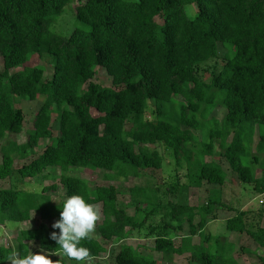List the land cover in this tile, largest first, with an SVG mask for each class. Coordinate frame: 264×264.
I'll return each mask as SVG.
<instances>
[{"label": "trees", "instance_id": "obj_1", "mask_svg": "<svg viewBox=\"0 0 264 264\" xmlns=\"http://www.w3.org/2000/svg\"><path fill=\"white\" fill-rule=\"evenodd\" d=\"M74 1V16L86 29L76 27L69 35L51 31L64 7ZM219 45L226 50L225 62L205 82L197 69L217 58ZM45 54L51 56L53 68L47 81L43 67L26 65L33 56ZM0 58V138L23 130L24 115L16 110L14 96L45 97L25 142L3 145L0 179H12L15 173L19 180L35 178L55 168L62 172L59 182L65 189V197L52 205L49 192L57 189L55 184L39 192L0 188V223L39 215L34 230L20 232L15 252L0 245V264L31 256L27 240L37 241V254L44 249L54 264L75 263L50 239L52 231L59 232L50 222L60 218V208L72 195L102 208L98 237L81 241L90 250L88 261L105 253L106 243L144 228L143 236L153 237L155 251L189 253L196 264H240L230 242L203 246L212 239L202 231L208 216L223 207L216 197L198 206L158 196L153 203L149 187L134 185L129 193L135 214L130 215L119 205L114 185L90 187L86 180L63 172L78 167L104 171L112 180L136 178L139 169L162 167L154 147L160 142L172 151L177 169L186 170L188 184L178 187L179 193L203 182L222 186L227 172L205 160L218 140L238 181L264 194V156L252 158L260 175L250 162L253 143L264 153V0H0ZM97 67L106 70L110 86L93 80ZM218 104L226 109L223 123L212 114ZM55 112L58 135L36 157L14 168L16 155L26 157L40 140L50 138ZM195 130L203 136L198 149ZM152 203L149 211L142 207ZM229 209L235 213L226 220V229L245 232L264 248V228H246L247 211ZM156 215L158 223L148 222ZM185 225L188 233L182 234ZM197 234L202 241L192 245L190 239ZM115 261L158 264L130 245L120 246ZM259 262L264 264V255Z\"/></svg>", "mask_w": 264, "mask_h": 264}, {"label": "rangeland", "instance_id": "obj_2", "mask_svg": "<svg viewBox=\"0 0 264 264\" xmlns=\"http://www.w3.org/2000/svg\"><path fill=\"white\" fill-rule=\"evenodd\" d=\"M77 1L67 4L64 7L62 14L51 25V31L61 35H69L74 28L82 27L84 30L86 27L80 24L75 16V7ZM192 9L188 7V12L192 13ZM226 50L219 45L217 58L211 59L198 67V73L201 79L205 82H210L213 74L220 71L222 65L225 62ZM26 65H38L44 68V80H50L52 76V64L51 56L45 54L42 57L33 56ZM22 66L18 67L21 68ZM17 68V69H18ZM2 70V63L0 58V71ZM96 83L102 86H110L111 79L108 76L106 70L102 67L96 68L95 77L93 79ZM44 95H40L36 100H26L17 96H14V105L16 110L24 115L23 130L18 134L6 135L0 138V162H1V149L3 145H6L9 141H16L17 143H23L26 140L27 133L31 130L35 113L44 102ZM213 116H215L220 123H223L226 109L221 105H217L213 110ZM147 115L151 116V108H148ZM58 114L55 112L52 114V129L51 136L47 139L39 141L38 147L32 149L29 155L26 157L17 156L14 158V168H18L25 163H28L31 159L36 157L43 149L58 135ZM194 133L197 136V142L195 147L200 148L199 143L202 141V134L199 130H195ZM231 140V136L227 138V142ZM256 143L251 146V159L250 162L255 166L256 173L260 175L261 170L259 169L258 163L252 160L253 157L261 158L264 153L257 151ZM162 157L163 164L159 169L155 168H143L139 169V176L136 178H129L124 180L119 178L117 180L108 179L104 171L101 170H90L78 167H69L67 171L63 173L66 175L80 177L86 180L90 187L96 185H108L112 184L117 188L118 191V202L119 205L130 215L135 214V205L132 201L129 193V188L137 186L149 187L151 199L153 203L159 201L156 196L166 202L177 203L182 199H186L187 203L192 206L203 205L209 199V197H216L219 199L223 207H218L215 211L208 216L207 225L203 228V234L207 233L212 236L211 241L203 244V246H215L228 244L229 242L233 245L229 246L232 250L233 257L240 264H260L259 256L264 255V248L260 247L247 233H237L228 231L225 227L226 220L233 216L235 211L229 209L234 207L236 209H242L247 211L245 218L246 228L256 230L258 228H264V194L260 196L253 190V186L249 184H242L238 181L236 173L232 172L226 158L223 155L224 149L219 147V141L216 140L214 144L213 154L205 158L206 161H214L219 163L224 170L227 172V182L222 185H211L203 182L198 188L189 187V189L182 190V194L177 189L182 188L188 184V178L186 177L185 168L177 169L175 166V160L173 153L170 149H167L162 143L158 142L154 146ZM197 148V149H198ZM260 164H262L260 162ZM260 166V165H259ZM257 167V168H256ZM62 172L55 168H47L44 174L39 175L35 178L20 179L17 173L14 174L12 179H0V188H12L25 189L30 191H41L42 187L55 184L57 189L53 192H49L51 196L52 205L59 203L65 197V189L61 186L59 178ZM16 181V182H15ZM15 182V186H14ZM14 187V188H13ZM168 187H175L176 190H168ZM215 190L216 193L212 191ZM218 192V193H217ZM153 203L150 205H142L145 210L149 211L153 207ZM99 212V219L96 223V229L91 234L97 236V226L103 219L101 204L94 205ZM143 216V215H142ZM157 216V215H156ZM157 217H150L148 222L154 221L158 223ZM39 221V215L32 213L31 219L24 222L8 221V225L11 227L20 226L22 229L34 230L37 227ZM198 221V218L196 219ZM55 221L50 222L52 225ZM8 227L9 240L12 239L13 243L18 234V228ZM142 232H133L129 234L123 240H115L112 243H106V252L101 254L97 259L87 261V264H117L115 261L116 255L121 245H130L132 249L141 254L147 259H154L158 264H196L190 260L189 253L179 255L173 251L170 252H158L154 250V239L153 237L143 236L146 229H142ZM139 233V234H138ZM188 233L187 225L184 226L182 234ZM200 235L191 237L190 241L192 245H200L202 241ZM219 238V239H218ZM11 243V240L9 241ZM5 242V243H9ZM31 242V241H30ZM9 243V244H10ZM179 243L177 238L176 244ZM18 242L13 247L16 249ZM39 246L38 243H30V249L33 253L37 254L36 248ZM15 249L13 251L15 252ZM49 258L52 260V256L49 254ZM54 264V263H53ZM75 264V263H69Z\"/></svg>", "mask_w": 264, "mask_h": 264}, {"label": "clouds", "instance_id": "obj_3", "mask_svg": "<svg viewBox=\"0 0 264 264\" xmlns=\"http://www.w3.org/2000/svg\"><path fill=\"white\" fill-rule=\"evenodd\" d=\"M60 209V218L51 225L52 229H58L59 232L52 231L50 239L59 245L62 255L75 264H87L91 253L87 247L81 245V241L89 239L95 231L99 212L81 195L68 197ZM42 253L32 254L22 264H53L44 249Z\"/></svg>", "mask_w": 264, "mask_h": 264}, {"label": "crops", "instance_id": "obj_4", "mask_svg": "<svg viewBox=\"0 0 264 264\" xmlns=\"http://www.w3.org/2000/svg\"><path fill=\"white\" fill-rule=\"evenodd\" d=\"M260 196H262L263 194H259ZM242 210V209H241ZM8 227H11V226H9L8 225V222H5V223H0V245H4V246H10L12 249H15L14 247H13V245H15L16 244V242H19V240H20V232L22 231V230H28V229H22L20 226H17V227H11V228H18L19 227V229H20V231L18 230V234H16V238H15V241H14V243H13V240L12 239H10L11 240V243L9 242L10 240H9V238H10V236L8 235V231H10V230H8L7 228ZM8 230V231H7ZM11 232V231H10ZM31 241V242H30ZM5 242H9L8 244L7 243H5ZM25 243L29 246V253L32 255V254H35V253H33L32 251H31V249H30V243H37V241H33V240H27V241H25ZM37 250H36V252H40L41 250L39 249V246L36 248ZM15 251H16V249H15ZM14 262H15V264H22V262L21 261H19V260H17V258H15V260H14Z\"/></svg>", "mask_w": 264, "mask_h": 264}]
</instances>
